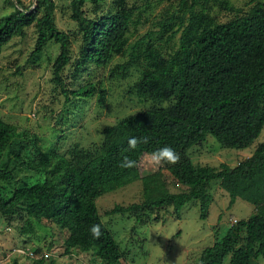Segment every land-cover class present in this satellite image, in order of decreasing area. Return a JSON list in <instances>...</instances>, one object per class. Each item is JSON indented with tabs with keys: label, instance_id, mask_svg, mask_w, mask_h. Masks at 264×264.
<instances>
[{
	"label": "trees",
	"instance_id": "1",
	"mask_svg": "<svg viewBox=\"0 0 264 264\" xmlns=\"http://www.w3.org/2000/svg\"><path fill=\"white\" fill-rule=\"evenodd\" d=\"M86 1L98 6L101 0L71 1L70 17L81 34V63L77 64L105 66L126 46L132 11L126 0H114L110 11L90 18L82 10ZM35 2L33 9H26L16 0L18 6L0 17V54L12 38L23 36L33 26L37 37L32 56L40 54L50 40L59 44L60 52L52 65L53 81L65 103L71 98L87 99L98 94L103 104L105 92L94 83L65 88L61 72L70 62L69 36L55 25L53 1ZM251 2L244 15L218 23L207 7L223 1L190 0L179 16L161 24V29L168 31L172 20H177V28L168 38L179 33L178 46L167 57L151 41L150 33L135 42L130 62L118 64L116 69L125 72L139 58L143 71L134 84L137 96L154 102H174L167 107L147 108L105 127L98 154L80 167L56 148H43L35 136L28 137L0 118V182L13 183L9 195L0 194L1 216L9 219L21 211L26 218L22 229L26 233L35 230L32 220L54 222L67 232L66 254L78 249L93 252L104 264H118L122 253L97 212L98 197L140 179L141 202L125 207L114 205L108 214L132 212L138 221L139 213L152 208L172 206L178 212L197 201L199 219L206 220L213 201L207 189L215 180L228 194V208L239 198L253 205L255 211L237 220L219 240L205 247L197 264H224L228 258L229 264H251V260L264 259V144L233 167L224 163L218 168L195 167L182 156L209 135L223 147L248 148L264 128V2ZM131 137H146L148 142L129 150ZM164 146L180 156L179 162L167 169L173 182L186 188L184 191L169 192L167 184L153 175L140 178L137 167H119L125 156L137 163L142 154ZM21 167L41 179L33 183L15 180L13 172ZM94 224L101 226L99 239L90 233Z\"/></svg>",
	"mask_w": 264,
	"mask_h": 264
},
{
	"label": "rangeland",
	"instance_id": "2",
	"mask_svg": "<svg viewBox=\"0 0 264 264\" xmlns=\"http://www.w3.org/2000/svg\"><path fill=\"white\" fill-rule=\"evenodd\" d=\"M20 1L26 9H33L36 4L35 0ZM52 1L55 5V25L69 36L70 62L61 72L65 88L76 89L85 83H94L104 90V103L99 102L98 94L87 99L71 98L65 103L59 86L53 81L52 65L59 55V44L50 40L40 54L32 56L37 35L31 26L23 36L12 38L2 48L0 118L28 137L35 136L43 148H56L59 154L80 167L88 158L98 154L105 127L147 108L173 104L172 99L154 102L137 96L134 84L143 71L139 58L125 72L116 69V65L130 62L133 44L148 33L165 57L176 50L179 33L171 40L168 37L177 28V20H172L168 31H163L161 24L166 19L179 16L186 10L190 0H126L132 11L126 46L107 65L101 67L86 62L78 67L77 63H81V34L70 17L72 0ZM113 1L101 0L98 6L86 1L82 10L87 17L92 18L110 11ZM219 1L224 3L207 7V12L218 23H226L244 15L252 6L251 0ZM13 6H17L16 0H0V17L10 13ZM259 144H264V128L248 148L223 147L209 135L202 144L186 150L182 156L188 157L195 167L218 168L221 163L233 167L250 157ZM145 154L136 163L140 178L145 175L156 176L167 184L172 193L186 190L184 186L173 182L168 164L152 166ZM13 175L15 180L25 179L29 183L41 179L23 167L17 168ZM12 188V182H0L1 195H9ZM207 191L213 201L206 220L199 219L197 201H191L178 212L172 206L152 208L139 213L138 221L132 212L108 214L114 205L125 207L141 202L140 179L98 197L97 212L122 253L118 264H197L200 252L225 234L228 229L226 224L231 219H245L255 211L253 205L239 198L228 208V194L215 180L209 184ZM25 219L19 210L9 219L0 214V264H21L22 260L25 264L39 261L41 264H99L101 261L93 252L71 249L66 254L64 239L67 232L54 222L32 220L34 232H23ZM224 264H229V258ZM251 264H264V259L251 260Z\"/></svg>",
	"mask_w": 264,
	"mask_h": 264
},
{
	"label": "clouds",
	"instance_id": "3",
	"mask_svg": "<svg viewBox=\"0 0 264 264\" xmlns=\"http://www.w3.org/2000/svg\"><path fill=\"white\" fill-rule=\"evenodd\" d=\"M147 142L148 140L146 137H142V138L131 137L128 140V149L136 150L139 144L141 143L146 144ZM145 155L148 159V163L156 167L162 166L164 164L175 165L180 160L179 154L173 148L169 146L161 147L151 153H146ZM119 167L123 169H132L136 167V161L125 156L121 160ZM90 233L94 239H99L102 235L100 224L92 225L90 228ZM20 254L23 255L22 252ZM21 264H25V262L22 260ZM99 264H103V262L100 261Z\"/></svg>",
	"mask_w": 264,
	"mask_h": 264
},
{
	"label": "built area",
	"instance_id": "4",
	"mask_svg": "<svg viewBox=\"0 0 264 264\" xmlns=\"http://www.w3.org/2000/svg\"><path fill=\"white\" fill-rule=\"evenodd\" d=\"M236 221H237L236 219H231L229 221V223H227V224H229V226L226 224L227 228H229L230 226L234 225L236 223Z\"/></svg>",
	"mask_w": 264,
	"mask_h": 264
},
{
	"label": "water",
	"instance_id": "5",
	"mask_svg": "<svg viewBox=\"0 0 264 264\" xmlns=\"http://www.w3.org/2000/svg\"><path fill=\"white\" fill-rule=\"evenodd\" d=\"M17 5V4H16ZM18 6V5H17Z\"/></svg>",
	"mask_w": 264,
	"mask_h": 264
}]
</instances>
